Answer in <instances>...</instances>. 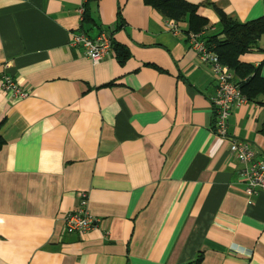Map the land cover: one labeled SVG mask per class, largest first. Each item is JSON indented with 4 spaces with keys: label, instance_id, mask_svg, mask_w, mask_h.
<instances>
[{
    "label": "crops",
    "instance_id": "obj_1",
    "mask_svg": "<svg viewBox=\"0 0 264 264\" xmlns=\"http://www.w3.org/2000/svg\"><path fill=\"white\" fill-rule=\"evenodd\" d=\"M186 1L207 34L215 9L241 23L264 14L263 0ZM84 3L0 0V77L27 90L10 102L0 88V264H264V193L245 196L213 134L215 76L185 25L174 36L142 0H89L82 23ZM81 28L111 33L97 65L69 46ZM240 61L264 77V33ZM263 122L264 105L246 102L226 132L264 161ZM81 193L95 226L65 234Z\"/></svg>",
    "mask_w": 264,
    "mask_h": 264
},
{
    "label": "built area",
    "instance_id": "obj_2",
    "mask_svg": "<svg viewBox=\"0 0 264 264\" xmlns=\"http://www.w3.org/2000/svg\"><path fill=\"white\" fill-rule=\"evenodd\" d=\"M166 27L174 36L180 33L178 25L172 21L167 20ZM185 39L199 60L210 65L211 72L215 76L216 89L210 99L213 134L221 140L228 141L229 153L240 165L237 176L245 186V196L252 197L264 193V161L255 157L256 154L249 143L239 141L226 132L227 118L231 109L245 104L247 100L234 83L232 72L226 66L221 65L217 57L207 50L200 34H187ZM111 44V35L107 30H101L94 38H90L84 33L75 32L70 35L69 39V46L81 49L83 55L92 65L99 64L105 58ZM0 88L10 102L27 96V90L21 88L9 76L0 77ZM62 222L64 233L69 235H82L94 228L95 220L87 209L85 193L79 195L77 208L73 212L65 214L62 217Z\"/></svg>",
    "mask_w": 264,
    "mask_h": 264
},
{
    "label": "trees",
    "instance_id": "obj_3",
    "mask_svg": "<svg viewBox=\"0 0 264 264\" xmlns=\"http://www.w3.org/2000/svg\"><path fill=\"white\" fill-rule=\"evenodd\" d=\"M88 1L85 0L82 6L81 22L88 23L90 21L93 24L87 8ZM142 2L145 6L156 11L166 21H172L178 27L185 25L186 28L182 33L184 36L187 34H200L207 50L217 57L221 65L226 66L232 72L233 81L247 102L264 105L261 102L264 99V77L260 75L259 66L254 67L240 61L242 55L257 48L259 38L264 33V14L257 19L241 23L215 9L220 29L214 34H207L205 32L209 28V23L198 14V5L191 4L186 0H142ZM117 18L121 22L119 12ZM79 32L87 35L86 30L82 28ZM124 58L125 53L119 56L121 63ZM2 125L3 122L0 121V129ZM258 133L264 137V122L258 126ZM2 146L3 139L0 136V149ZM201 259V256L197 255L189 264H200Z\"/></svg>",
    "mask_w": 264,
    "mask_h": 264
}]
</instances>
